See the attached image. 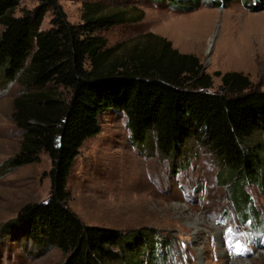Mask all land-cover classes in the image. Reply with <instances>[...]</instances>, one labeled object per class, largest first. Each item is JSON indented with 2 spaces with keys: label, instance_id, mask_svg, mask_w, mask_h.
Here are the masks:
<instances>
[{
  "label": "trees",
  "instance_id": "trees-1",
  "mask_svg": "<svg viewBox=\"0 0 264 264\" xmlns=\"http://www.w3.org/2000/svg\"><path fill=\"white\" fill-rule=\"evenodd\" d=\"M37 2L15 16L19 0H0V77L20 84L11 118L23 131L19 150L4 167L37 162L41 152L51 160L49 196L23 205L13 227L26 229L41 248H58L62 264H165L168 238L146 229L88 225L69 206L75 157L85 140L100 132L99 117L108 110L125 115L132 142L155 143L166 159L184 161L189 140L200 138L221 165L218 179L229 186L235 210L251 227V215L255 228L264 226L245 191L253 184L264 194V90L228 71L215 73L221 84L212 91L200 59L160 36L147 33L130 44L108 46L98 34L142 15L102 12L85 3L83 23L72 25L58 0ZM186 3L179 6L183 11L189 10ZM49 11L50 27L43 29Z\"/></svg>",
  "mask_w": 264,
  "mask_h": 264
},
{
  "label": "rangeland",
  "instance_id": "rangeland-1",
  "mask_svg": "<svg viewBox=\"0 0 264 264\" xmlns=\"http://www.w3.org/2000/svg\"><path fill=\"white\" fill-rule=\"evenodd\" d=\"M215 1L223 4L218 6ZM252 1L58 3L72 25L83 23L85 3L97 4L102 12L123 10L133 18L142 15L136 22L98 34L108 46L130 44L147 33L160 36L180 53L200 59L203 72L211 77L212 91L221 84V76L215 73L228 71L241 73L254 88L264 90V0H255L256 4ZM185 3L190 6L187 11L179 7ZM37 4V0H19L14 15L20 16ZM51 18L49 11L43 29L50 27ZM20 92L17 81L5 82L0 77V264H62L65 256L58 248L46 244L41 248L26 229L13 227L12 220L23 205L43 201L50 192L51 160L45 152L39 154L37 162L13 170L4 167L22 141L23 131L11 118L13 99ZM59 92L64 97L69 95L65 89ZM99 122L100 132L81 146L67 183L69 206L84 223L123 232L155 231L171 242L165 264H264V226L255 228L254 215L249 217L255 227L248 226L250 220H243L235 210L229 186L218 179L221 165L200 138L189 140L184 161L166 159L160 156L155 143L148 147L132 142L122 112L108 110L100 115ZM245 191L264 225V194L253 184ZM237 241L244 249L242 254L234 251Z\"/></svg>",
  "mask_w": 264,
  "mask_h": 264
},
{
  "label": "snow or ice",
  "instance_id": "snow-or-ice-1",
  "mask_svg": "<svg viewBox=\"0 0 264 264\" xmlns=\"http://www.w3.org/2000/svg\"><path fill=\"white\" fill-rule=\"evenodd\" d=\"M229 231L233 232L234 234H239V235H243L242 233H235V230L233 229H229ZM237 245L235 248H234V251L238 254H242V251L244 250L242 246L239 245V241H237Z\"/></svg>",
  "mask_w": 264,
  "mask_h": 264
},
{
  "label": "bare ground",
  "instance_id": "bare-ground-1",
  "mask_svg": "<svg viewBox=\"0 0 264 264\" xmlns=\"http://www.w3.org/2000/svg\"><path fill=\"white\" fill-rule=\"evenodd\" d=\"M251 261L235 262L234 264H249ZM231 263V262H230ZM233 264V263H231Z\"/></svg>",
  "mask_w": 264,
  "mask_h": 264
},
{
  "label": "water",
  "instance_id": "water-1",
  "mask_svg": "<svg viewBox=\"0 0 264 264\" xmlns=\"http://www.w3.org/2000/svg\"><path fill=\"white\" fill-rule=\"evenodd\" d=\"M219 241H220V243L222 244V242H221V238H220V235H219Z\"/></svg>",
  "mask_w": 264,
  "mask_h": 264
}]
</instances>
